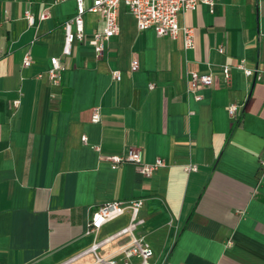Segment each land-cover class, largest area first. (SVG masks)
<instances>
[{
	"label": "crops",
	"instance_id": "obj_1",
	"mask_svg": "<svg viewBox=\"0 0 264 264\" xmlns=\"http://www.w3.org/2000/svg\"><path fill=\"white\" fill-rule=\"evenodd\" d=\"M74 13L75 0H0V264H93L91 211L135 198L144 200L136 234L156 264H264V0L179 13L178 24L194 30L189 50L181 36L138 31L120 4L119 34L100 59L86 42L62 54L61 26ZM83 18L87 38L102 30L98 14ZM52 57L64 68L58 84L45 75ZM239 60L261 80L236 69ZM192 71L210 74L211 85L189 92ZM131 148L166 165L148 178L135 164L111 167L107 156ZM128 222L125 213L106 223L97 240ZM127 242L115 237L97 253Z\"/></svg>",
	"mask_w": 264,
	"mask_h": 264
},
{
	"label": "built area",
	"instance_id": "obj_2",
	"mask_svg": "<svg viewBox=\"0 0 264 264\" xmlns=\"http://www.w3.org/2000/svg\"><path fill=\"white\" fill-rule=\"evenodd\" d=\"M123 4L127 12L132 16L138 31L153 30L157 37H168L172 40L181 36L183 48L189 50L194 48V30L191 27L180 26L178 24V15L184 11L195 10L199 5L204 4L212 11L215 0H92L90 6L86 7L82 0H75V13L62 23L63 45L62 54L68 56L74 43H88L93 50L94 57L100 59L104 54L106 46L111 38L119 34L117 24L118 6ZM96 13L103 22V28L100 32L92 34L89 38L84 33V14ZM48 17L47 13L39 15L40 20ZM27 23L32 26L35 23V17L28 10L24 13ZM220 53L223 48L218 49ZM31 57L25 54L22 58V66H29ZM235 68L241 70L245 76H254L261 80V72L258 69H249L244 66L243 60H239ZM138 69L137 60L130 63L129 73ZM64 70L59 58L52 57L49 60V67L45 71L48 80L53 84H58L61 80V73ZM222 76L225 82L230 78V67L221 66ZM112 76L119 81L121 75L114 71ZM188 91L196 92L199 88H206L211 85L212 76L210 74H198L197 72H188ZM152 88V84L149 85ZM195 99L199 101L201 96L196 95ZM236 107L229 105L227 111L233 114ZM100 121L99 108L92 110L91 122ZM85 142L86 138L83 137ZM111 167L115 168L121 164L130 163L138 166L139 173L143 177H150L156 170L164 167L166 164L163 159L157 158L152 163H145L141 159V154L137 149H128L121 154H112L106 158ZM260 167L264 168V156L259 160ZM186 172L195 171V165L184 167ZM144 200L135 198L125 201H110L95 206L86 222V235H92L94 241L87 250L94 256L93 264H156L153 261L154 252L150 244L143 236L136 234L137 226L143 223L139 218V212ZM125 213L129 214L128 224L117 232L114 236L97 240L98 232L103 225L111 222ZM122 235L128 236V242L106 256H100L97 251L108 243L111 239Z\"/></svg>",
	"mask_w": 264,
	"mask_h": 264
},
{
	"label": "trees",
	"instance_id": "obj_3",
	"mask_svg": "<svg viewBox=\"0 0 264 264\" xmlns=\"http://www.w3.org/2000/svg\"><path fill=\"white\" fill-rule=\"evenodd\" d=\"M237 124H238V119H235V121H234V125H233V127H232L230 133L232 132V130L234 129V127H235Z\"/></svg>",
	"mask_w": 264,
	"mask_h": 264
}]
</instances>
